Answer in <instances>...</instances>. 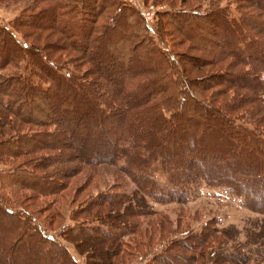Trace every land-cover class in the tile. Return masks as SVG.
<instances>
[{"label": "trees", "instance_id": "1", "mask_svg": "<svg viewBox=\"0 0 264 264\" xmlns=\"http://www.w3.org/2000/svg\"><path fill=\"white\" fill-rule=\"evenodd\" d=\"M179 1L154 27L125 0H29L11 27L0 23V162H12L0 168V187L57 196L67 183L56 178L65 137L73 170L116 165L133 183L88 197L71 217L79 223L58 235L26 207L1 205L0 264H77L60 238L85 264L99 258L82 249L90 240L109 243L107 264L264 257V224L255 222L242 241L235 227L212 225L217 218L166 242L139 237L145 215L146 232L171 230L151 223L167 216L152 201H185L199 183L264 213V0ZM127 212L131 221L117 224ZM127 234L133 247H122Z\"/></svg>", "mask_w": 264, "mask_h": 264}, {"label": "rangeland", "instance_id": "2", "mask_svg": "<svg viewBox=\"0 0 264 264\" xmlns=\"http://www.w3.org/2000/svg\"><path fill=\"white\" fill-rule=\"evenodd\" d=\"M28 1L29 0H0V23L11 27L13 17L23 6L27 4ZM125 1L130 4H132V1H134L133 3L138 7L145 9L148 8L151 13V18L145 22L149 26L153 27L157 22V17L159 16L158 12H160V10L167 9L169 5L174 7L182 6L179 0H174L173 3H170L171 0ZM205 1L206 0H188V3L196 2L192 5L193 7H196L199 5V3L204 4ZM200 7L202 8L203 6ZM148 34L152 35L153 32ZM2 70L4 73L9 72L11 70V65H5ZM261 73L264 78V69L261 71ZM63 141L64 143L60 149L61 154L59 156L63 170L61 174L56 175V178L60 179L61 181L65 180L67 183L66 187L59 193L60 195L58 194L57 196L50 195L42 197L40 195L36 196L34 192L28 189L12 190L10 189L11 187H0V196H3L4 199L9 201V203H7L2 200L3 202L0 204V206L4 204L8 207L10 206L13 209L15 208L19 214H21L19 209L26 207L29 211L34 212L33 220L38 223L40 227H43L45 231L53 235H58L57 232H59L63 226L66 227L70 224L72 225L79 223V220L71 217L76 214L79 206L88 197L95 196L105 191L124 192L133 188V183L126 174L117 169L116 165H86L82 168L73 170L71 167L76 163L73 157V141L71 142V140L67 137H65ZM55 161L56 160L49 162V174L54 175L52 173V167L55 166ZM8 163L12 162H0V168H7L9 166ZM20 178L23 179V177ZM52 197H55V199L58 200L51 202ZM47 203H49L48 206ZM150 204L158 212L167 215L166 219H161L158 216V218H155V216H149L151 223H155L159 220L162 226H165L166 228L171 227V230L169 231L161 232L160 230L156 229L154 233L153 231L146 232L147 223L145 222L148 219V216H141L140 228L142 232L139 237H146V239L150 238L151 241H156L157 238L162 235L164 236V242H166L169 240V238H171L170 235L168 236V233L180 236L181 233L186 235V232L195 233L202 231V225L205 221H211V219H214L215 221L216 218L218 221L216 223L214 222L212 225L217 228L225 226L235 227L238 231V239L242 241L244 239V233L246 230L249 231L254 229L252 228L255 227L254 224H264V213H258L249 209L241 202L240 198L229 194L221 187H210L204 185L203 183H199L195 191H193V193H191L189 198L185 201H171L166 203L152 201ZM141 211L145 212V207H143ZM257 220L259 222H257ZM122 221H126L127 223L128 221H131L129 212L126 213V216L118 217L116 222L120 225ZM253 222L255 223L253 224ZM168 224H170V226ZM216 234L217 233L214 235ZM229 235H233L230 228L226 232L225 236ZM139 237L137 236L138 240ZM122 239L124 242L122 247L134 246L133 240L135 238H131L130 234L124 235ZM146 239H143L142 242H144ZM59 240L68 248L69 253L73 256V258H75L77 264H85L84 254H79L71 242H67L65 239L61 238ZM220 240V236H217V238H214V241L210 242V244L214 247V245H217ZM88 242L90 243H85L82 245V249H85V252L88 251L93 259L99 257L97 258L98 261H96L97 259L93 260V264H107V256H105L102 251L108 252V250L111 248L109 243L106 242L103 245H99L97 244L100 242L99 240H90ZM151 245H153V243H150L148 246L149 251H152L153 249V246ZM126 259H130L131 264H134L136 261V258H133V256L127 255L123 262L126 261ZM215 264H231V261L219 259ZM245 264H264V257L254 254L253 257L245 260Z\"/></svg>", "mask_w": 264, "mask_h": 264}, {"label": "built area", "instance_id": "3", "mask_svg": "<svg viewBox=\"0 0 264 264\" xmlns=\"http://www.w3.org/2000/svg\"><path fill=\"white\" fill-rule=\"evenodd\" d=\"M134 1H132V4L136 7H138L136 4L133 3ZM139 10L141 11L145 21H148L150 18H151V13H150V10L147 8H141V7H138Z\"/></svg>", "mask_w": 264, "mask_h": 264}]
</instances>
